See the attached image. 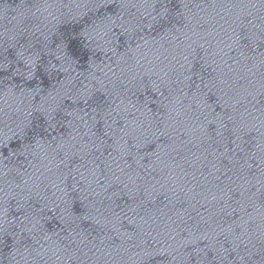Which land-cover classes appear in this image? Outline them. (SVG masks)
<instances>
[{
	"label": "water",
	"instance_id": "95a60500",
	"mask_svg": "<svg viewBox=\"0 0 264 264\" xmlns=\"http://www.w3.org/2000/svg\"><path fill=\"white\" fill-rule=\"evenodd\" d=\"M187 0H0V173L107 87Z\"/></svg>",
	"mask_w": 264,
	"mask_h": 264
}]
</instances>
